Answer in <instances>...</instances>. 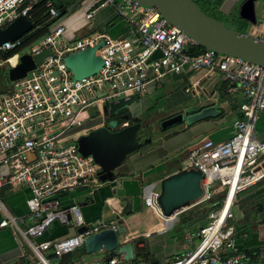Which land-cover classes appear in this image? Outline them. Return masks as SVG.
<instances>
[{
    "label": "built area",
    "instance_id": "built-area-1",
    "mask_svg": "<svg viewBox=\"0 0 264 264\" xmlns=\"http://www.w3.org/2000/svg\"><path fill=\"white\" fill-rule=\"evenodd\" d=\"M94 1L113 7L127 23L125 34L110 37L104 32H87L67 37L64 25L57 20V9L47 0L46 20L52 21L48 31L20 48L21 37L34 28L29 18L32 3L0 0V29L18 15L32 24L21 37L0 45V52L18 49L0 59V66H14L23 53L33 57L49 50L39 64L10 81L0 93V169H4L0 171V189L24 186L28 191L23 215L11 214L0 198V227L10 228L37 264H88L64 257L83 247L88 235L115 230L118 224L113 220L84 221L71 194L96 187L98 167L90 155L80 153L76 142L62 141L63 136L89 118L87 106L97 105L95 116H99L109 102L139 96L148 84L165 75L185 69L203 71L218 75L225 83L224 91L238 97V116L232 120L233 133L227 139L213 142L204 137L185 149L182 168L195 167L202 175L203 193L194 205L208 202L210 209L204 225L194 233L196 245L164 264H264V259L249 262L246 254L236 249L234 227L229 222L236 194L264 176V139L254 136L255 122L264 111V67L205 48L196 51L198 44L180 29L152 7L134 0ZM250 32L264 37V19ZM101 40L94 51L101 59L98 70L73 80L63 58ZM217 181L219 184L211 188ZM216 194L220 197L214 200ZM155 195L144 197L143 203L161 214ZM52 223L73 228V232L42 238ZM79 227H84L83 231L78 232ZM92 264L126 263L115 247L107 251L106 258Z\"/></svg>",
    "mask_w": 264,
    "mask_h": 264
},
{
    "label": "crops",
    "instance_id": "crops-1",
    "mask_svg": "<svg viewBox=\"0 0 264 264\" xmlns=\"http://www.w3.org/2000/svg\"><path fill=\"white\" fill-rule=\"evenodd\" d=\"M27 1L34 3L37 0ZM214 1L216 0H202L211 10L215 6ZM217 1L216 8L223 12L233 9L238 1L241 4L244 0ZM88 3H93L87 13H90L89 18H92L93 23L101 25L99 32L110 37L125 34L127 23L121 19L114 26L117 14L111 5H103L94 0ZM260 10L264 11L263 8ZM107 26L110 27V35L104 30ZM65 35L68 37L71 33ZM173 77L182 80V89L186 94L182 99L187 98L189 93L201 95L199 101L213 103L220 110V115L190 126L182 124L179 131L171 128L153 130L147 135L140 133L137 136L139 142L149 138L114 169L117 182H99L90 192L76 191L71 194V199L79 204L85 222L121 221L126 230L119 235V240L129 241L133 253L132 259L125 260L126 264H164L174 255L185 253L196 245L197 237L194 233L199 227L196 212L188 211L189 207L174 216L164 217L145 206L143 198L157 194L159 179L182 168L181 160L189 145L204 137L213 142H221L230 137L233 133L232 120L238 116V97L224 91L225 83L218 75L185 69L173 74ZM151 84L153 83L148 84L146 89L151 88ZM154 86L159 88L161 85L158 82ZM221 93L227 94V98L218 101ZM181 95L176 90L162 104L171 108L180 102ZM156 113L154 118L157 119L161 114ZM254 136L264 139V111L255 122ZM3 170L0 169L1 172ZM27 195L28 191L24 186L0 189L1 200L13 215L25 214L24 200ZM231 209L236 249L244 252L249 262H261L264 259V176L243 190L233 201ZM65 232L64 227L52 223L42 238H52ZM138 249L140 256L137 254ZM106 256L105 250L86 253L84 247H78L68 255L69 259H78L88 264L103 260ZM0 264H37L24 243L14 236L10 228L4 226L0 227Z\"/></svg>",
    "mask_w": 264,
    "mask_h": 264
},
{
    "label": "water",
    "instance_id": "water-1",
    "mask_svg": "<svg viewBox=\"0 0 264 264\" xmlns=\"http://www.w3.org/2000/svg\"><path fill=\"white\" fill-rule=\"evenodd\" d=\"M138 4L155 9L159 16L167 23L176 26L200 47L212 50L219 54L237 57L258 66L264 67V37L253 35L251 32H240L226 27L221 21L204 13L193 0H134ZM255 0H244L239 6L238 15L255 23ZM264 4V0H262ZM79 7V1H75L67 8H58L57 20H62ZM32 27L30 21L23 15L16 16L8 25L0 29V45L5 41H14L28 32ZM103 41L66 55L64 64L72 72V79H79L95 73L101 65V59L94 54ZM49 53L48 49L42 50L33 57L23 53L18 56L14 66L6 71L8 82L21 78L25 72L39 64L42 58ZM139 98L138 95H130L127 99L118 98L103 106V114L112 116L130 106ZM188 100L181 112L160 121L159 128L164 130L176 124L190 126L199 121L220 115V110L213 103ZM192 99V98H191ZM94 123L87 129V133L76 140L77 148L82 155H90L98 167L97 179L99 182H117L114 169L121 165L126 156L141 144L136 138L138 123H133L111 131L104 126ZM115 121L109 122L110 127H115ZM201 173L192 166L181 168L170 173L158 181L159 191L155 195V201L164 217L174 216L180 211L189 208L202 196ZM219 182L210 185L216 187ZM101 221V220H99ZM98 221V222H99ZM115 230L105 229L88 235L84 239V250L92 253L98 250L111 251L115 247L123 254L124 260L133 257L132 246L129 241L120 243L119 235L126 228L117 222ZM84 227H79L78 232Z\"/></svg>",
    "mask_w": 264,
    "mask_h": 264
},
{
    "label": "rangeland",
    "instance_id": "rangeland-1",
    "mask_svg": "<svg viewBox=\"0 0 264 264\" xmlns=\"http://www.w3.org/2000/svg\"><path fill=\"white\" fill-rule=\"evenodd\" d=\"M75 1L78 0H53V4L56 8H60V7L67 8ZM194 1L198 4L201 10L205 12L207 15H210L216 18L217 20L221 21L226 27L240 32H249L252 25L258 26V24L262 19V14L264 13L259 8L260 5L262 4L261 1L255 0V23L251 24L248 21L242 19L238 15V9L240 6L239 1L234 5L233 9L223 12L218 11V9L216 8L217 5L214 6L213 10H211L208 8L206 3L202 2V0H194ZM88 2H90V0H79V7L75 9L72 13H70L67 17L61 20V23L64 25L65 33L67 35L71 33V35L73 36H84L87 32L101 31V25L93 23L92 18H89L90 13L87 12L92 8L93 3L89 4ZM121 19L122 17L117 15L116 19H114V26H117V24ZM109 28L110 27L107 26L105 27L104 30H106L107 33L110 35ZM7 70L8 68L6 67L5 64L0 66V93L4 92L7 89L6 84L9 83L6 79V74H5ZM158 82L161 85L159 88L154 86V84ZM182 86L183 84L180 78L173 77V74L165 75L161 77L157 82L151 84L149 86L151 88L149 89L147 88L144 94H140L139 98L134 103H132L130 107L134 111L137 112L139 111L137 116L139 117V119H143L146 118L149 114L153 112L156 113L158 111H161L163 108H165V106L162 103H164L166 97L170 93H174V91L176 90H178V92L182 94L180 97L181 99L178 98L180 99V103L182 105L187 104L189 99L194 101L198 97V95L195 93L194 95L189 93L188 94V96H190L189 98L187 96V98L182 99V97L186 95L183 92ZM226 96L227 94L221 93V97L220 99H218V101L227 98ZM217 106L219 107L218 104ZM85 110L88 113L89 118L84 121L85 123L83 122L84 126L82 125L81 127H74L68 130L65 136H63L62 141L65 140V142H70V143L76 142L79 136L87 133L88 131L87 129L91 127L89 125H91L92 123H98L99 121L102 122V120H104V114L95 116L96 115L95 112L98 111L97 105L92 104L90 106H87ZM185 163L186 161L182 159L181 164L184 165ZM240 193L241 192L236 194L234 200ZM218 197H220V194H216L214 200L217 199ZM229 222L230 223L232 222V218L229 219ZM66 232L72 233L73 228H66Z\"/></svg>",
    "mask_w": 264,
    "mask_h": 264
},
{
    "label": "trees",
    "instance_id": "trees-1",
    "mask_svg": "<svg viewBox=\"0 0 264 264\" xmlns=\"http://www.w3.org/2000/svg\"><path fill=\"white\" fill-rule=\"evenodd\" d=\"M45 1H47V0H37L36 2L32 3V5H31V7L29 9V16H30L29 18H30L34 28L28 34H25V35H23L21 37V46H20V48L24 47L25 45H27V44H29V43H31L33 41H36L37 39H39L41 36H43L48 31L49 26L51 25L52 21L50 22V21L46 20V9L44 7ZM260 1L262 3L260 5V8H263V10H264L263 2H262V0H260ZM213 3H214L213 5L216 6L218 1L216 0ZM254 11H255V1H254ZM263 16H264V13L262 14V17ZM195 49H196V51H202L203 50V48L200 47L199 45H197V47ZM17 50L18 49L10 50V51H7V52H0V59H4V58L12 55ZM93 124L94 123H92L89 126H93ZM83 126H84V124H83ZM89 126H87V127H89ZM209 209H210L209 203L208 202H204V203H201V204H198V205L191 206L188 209V211H194V212H196L198 214L197 218H196L197 219L196 222L198 221L199 222V227H201L202 225H204V223L206 221V214H207ZM137 254H138V256H140L139 249L137 250ZM64 259L68 260L69 259L68 255L66 257H64Z\"/></svg>",
    "mask_w": 264,
    "mask_h": 264
},
{
    "label": "flooded vegetation",
    "instance_id": "flooded-vegetation-1",
    "mask_svg": "<svg viewBox=\"0 0 264 264\" xmlns=\"http://www.w3.org/2000/svg\"><path fill=\"white\" fill-rule=\"evenodd\" d=\"M201 95H198V97H200ZM184 105H182L180 102L177 103L176 105L170 107H165L163 108L161 111H158L159 114H161L157 119L154 118L156 117L154 114H157L155 112L149 114L146 118L143 119H139V117L137 116L138 112L134 111L130 106L126 107L125 109L115 112L112 116H107L104 115V120H102L101 123H99L98 126H104L108 129H110L111 131H115L120 129L121 127L127 126V125H131L133 123H138L139 124V128L136 131V138L140 133H144L145 135H147L148 133L152 132L153 130H157V131H161L162 129L159 128V123L160 121L175 115L179 112L182 111ZM171 109V110H170ZM111 121H115V127H110L109 126V122ZM182 125V123L180 124H176L173 125L171 127H168L166 129H175V131H179L180 126ZM164 129V130H166ZM138 140V138H137Z\"/></svg>",
    "mask_w": 264,
    "mask_h": 264
}]
</instances>
